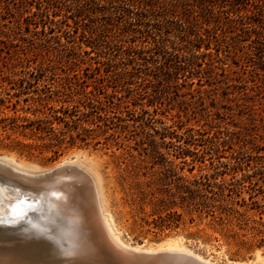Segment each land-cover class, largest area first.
Returning a JSON list of instances; mask_svg holds the SVG:
<instances>
[{"label": "rangeland", "instance_id": "rangeland-1", "mask_svg": "<svg viewBox=\"0 0 264 264\" xmlns=\"http://www.w3.org/2000/svg\"><path fill=\"white\" fill-rule=\"evenodd\" d=\"M0 157L78 164L129 246L264 257V0H0Z\"/></svg>", "mask_w": 264, "mask_h": 264}, {"label": "bare ground", "instance_id": "bare-ground-1", "mask_svg": "<svg viewBox=\"0 0 264 264\" xmlns=\"http://www.w3.org/2000/svg\"><path fill=\"white\" fill-rule=\"evenodd\" d=\"M0 190V216L6 221L0 241L9 242L0 264H102V255L110 264H216L179 239L149 247L125 244L103 209L94 178L73 161L34 171L0 157ZM17 198L27 201L24 215L9 224ZM239 264H264V257L257 251L253 261Z\"/></svg>", "mask_w": 264, "mask_h": 264}, {"label": "snow or ice", "instance_id": "snow-or-ice-1", "mask_svg": "<svg viewBox=\"0 0 264 264\" xmlns=\"http://www.w3.org/2000/svg\"><path fill=\"white\" fill-rule=\"evenodd\" d=\"M0 194H2V190H0ZM17 199H18V205H17V207L12 208L11 215L7 221V223H9V224H15L24 215V212L22 211V209H23V206L27 203V201L21 200L19 198H17ZM28 206L31 207L30 204ZM5 223H6V221H5L4 217L0 216V225H3Z\"/></svg>", "mask_w": 264, "mask_h": 264}, {"label": "trees", "instance_id": "trees-1", "mask_svg": "<svg viewBox=\"0 0 264 264\" xmlns=\"http://www.w3.org/2000/svg\"><path fill=\"white\" fill-rule=\"evenodd\" d=\"M132 2L135 1V0H131Z\"/></svg>", "mask_w": 264, "mask_h": 264}]
</instances>
